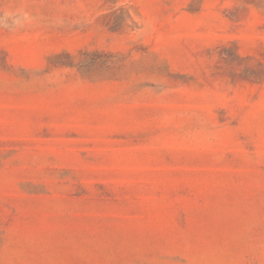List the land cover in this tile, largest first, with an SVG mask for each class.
<instances>
[{
  "label": "rangeland",
  "instance_id": "374dc122",
  "mask_svg": "<svg viewBox=\"0 0 264 264\" xmlns=\"http://www.w3.org/2000/svg\"><path fill=\"white\" fill-rule=\"evenodd\" d=\"M0 264H264V0H0Z\"/></svg>",
  "mask_w": 264,
  "mask_h": 264
}]
</instances>
